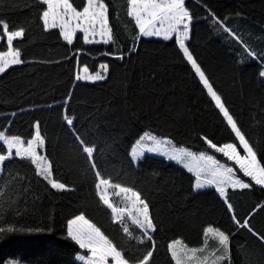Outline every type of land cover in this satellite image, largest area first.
<instances>
[{"label": "trees", "instance_id": "obj_1", "mask_svg": "<svg viewBox=\"0 0 264 264\" xmlns=\"http://www.w3.org/2000/svg\"><path fill=\"white\" fill-rule=\"evenodd\" d=\"M70 2L82 10L85 0ZM105 3L113 42L87 46L81 34L75 44H68L59 30H43L39 16L46 5L0 0V19L10 30L25 28L24 37L13 43L25 63L0 74V130L27 141L39 122L54 178L71 188L52 189L29 161L8 162V174L0 177V191L6 193L0 197V227L16 230L0 232V264H83L77 256L90 252L67 235L68 221L81 213L124 252L130 264L148 250H153L150 264H175L169 245L181 240L192 248L202 247L207 227L230 236L231 264H264V243L232 219L235 216L240 224L247 220L254 232L264 236V188L254 182L248 189L229 188L226 203L215 189L198 191L196 177L181 165L149 154L137 163L132 159V149L145 133L227 162L205 138L217 146L234 143L244 152L176 37L147 39L127 15V0ZM185 7L193 20L188 49L264 165V77L260 75L264 0H186ZM243 44L255 54L245 52ZM104 63L109 68L107 80L91 84L76 79L83 66L95 73ZM65 115L73 119V126L67 125ZM73 132L97 147L94 156L106 178L133 187L147 200L156 229L149 233L152 241L139 244L113 222ZM0 154H6L2 143ZM110 200L117 207L121 204L120 197L111 193ZM124 222L134 237L143 238L127 212Z\"/></svg>", "mask_w": 264, "mask_h": 264}, {"label": "snow or ice", "instance_id": "obj_2", "mask_svg": "<svg viewBox=\"0 0 264 264\" xmlns=\"http://www.w3.org/2000/svg\"><path fill=\"white\" fill-rule=\"evenodd\" d=\"M33 2L42 6L46 5V8L42 9L39 16V19L42 20L43 30L47 31L59 28L60 35L68 44H72L73 37L77 31L83 33L85 43H93L94 41L90 40L89 36H95L97 32L104 38L103 43L107 44L113 40L112 28L109 26V6L105 3V0H85L82 10H78L77 7L73 6L70 0H33ZM127 4V15L134 18L141 35L162 36L164 40H169L172 38V34H175L176 43L179 49L182 50L184 58L191 65L203 88L206 89L207 95L214 102L215 107L222 114L224 121H226L231 132L234 133L235 139L239 141L243 149L244 155H241L237 150V145L234 143H225L222 146H217L211 140L205 138L210 148L215 149L218 153H222L228 160L234 161L239 166V170L243 175L250 178V182L246 183L236 177L232 167H226L220 164L213 156L201 153L199 160L206 163L200 166L196 173L197 182L195 188L201 189L206 186L215 185L216 190L225 199L226 203L228 188L235 189L239 187L248 189L253 186L251 182L264 188V165L258 159V150L246 138L245 133L238 126L237 120L230 113L222 97L214 89L213 84L185 45V41L188 38L189 23L192 19L185 7V0H127ZM73 21L76 22L75 26H73ZM224 30L230 31L227 27ZM24 35L25 28L23 26L10 30L9 24L5 20L0 19V36L6 37L7 40V51H0V74L5 73L13 65L25 63L21 58V50L13 47V41L23 38ZM119 58L123 59V57ZM100 68L105 74H102L101 71H96L93 75H89V69L85 66L83 67L84 75H77L76 79L105 80L108 65L101 64ZM260 75L264 77V72H261ZM64 119L69 127L73 126L72 118L65 115ZM35 129L34 137L28 139L26 142L19 136L7 135L5 131L0 130V143L6 145V154H0V176L8 174V162L19 158L21 161H29L31 165H34L35 174L43 177L52 189L60 191L70 190L67 185L52 178L51 162L47 156L41 155L37 151L45 145V140L40 132L39 122L35 124ZM73 135L77 142L78 151L90 162L91 169L94 171L97 180L95 188L99 200L111 210L113 222L121 224L123 233L129 238L136 239L139 244L152 241V236L149 233L156 229L147 200L142 197L140 191L135 190L133 187L122 186L119 183H114L111 178H106L99 169L94 156L97 147L94 144H90L79 133L73 132ZM145 140L154 141L155 137L145 133L137 141V145L145 148L147 152L157 150L155 147H146L143 143ZM164 143H167V141ZM142 155L143 152L138 151L136 147L132 149L131 156L134 161ZM185 155L193 156L192 153L183 151L173 154L168 158L181 162ZM185 167L188 168L189 172L193 170L187 164ZM202 173L205 174L203 182L201 181ZM110 189H115L116 191L112 192L111 195L122 196L128 202V205H130V209H127V206L126 208L117 207L110 200ZM5 194V192L0 191V197H3ZM21 202L19 201L18 203ZM228 208L229 210L232 208L230 203L228 204ZM9 210L12 211L11 207ZM126 211L131 224L142 231L143 238L134 237L128 224L124 222ZM232 219L239 227L248 228L253 235L264 243V236L254 232L247 220L243 224H240L235 216ZM13 230L16 229L11 226L7 228L0 227V232H11ZM67 235L80 249H86L90 252L91 255L88 257L84 255L77 256L78 260L86 261V264H109V257L112 258L114 264H130V260L125 257L124 252L119 250L113 241L96 224L87 219L83 213L68 221ZM210 241H216V247L208 251L207 255L199 256L198 253L203 254L208 250ZM181 243V241L176 240L169 245L171 257L175 261V264H185L186 260L195 261V264H224L225 261L231 264L230 236L217 228L207 227L204 230L202 247H182L178 250L177 245H181ZM152 256L153 250H148L141 258L135 260L134 264H150Z\"/></svg>", "mask_w": 264, "mask_h": 264}, {"label": "rangeland", "instance_id": "obj_3", "mask_svg": "<svg viewBox=\"0 0 264 264\" xmlns=\"http://www.w3.org/2000/svg\"><path fill=\"white\" fill-rule=\"evenodd\" d=\"M73 23V26H75V21H73L72 22ZM109 26H110V23H109ZM98 27V26H97ZM52 30H59L60 31V29L59 28H56V29H49L48 31H52ZM79 34H81V35H83V33L82 32H79V31H77L76 32V34L74 35V37H73V42H72V44H75V42H76V39H77V36L79 35ZM147 37H149V36H147ZM150 37H155V39H161V40H164L163 39V37L162 36H150ZM174 37H176L175 36V34H172V38H174ZM83 38H84V35H83ZM171 38V39H172ZM19 39H21V38H18V39H16V40H19ZM89 39L90 40H93L94 42L93 43H85L87 46H97V45H103V44H105V43H103V37H101L100 35H99V33L97 32V34L95 35V36H89ZM16 40H14V41H16ZM170 40V39H169ZM14 41H13V43H14ZM113 42V40L112 41H110L109 43H107V44H111ZM185 45H186V47H188L187 46V43L185 42ZM13 47H14V45H13ZM15 48V47H14ZM243 49L245 50V52H247L248 54H250V53H252L251 52V49L247 46V45H245V44H243ZM0 51H7V40H6V37H4V36H0ZM190 51V50H189ZM252 54H255L254 52L252 53ZM251 54V55H252ZM193 55V54H192ZM194 57V56H193ZM21 58H22V56H21ZM195 58V57H194ZM198 63V62H197ZM105 64V63H104ZM20 65H22V64H20ZM16 66H19V65H13V66H11L10 68H12V67H16ZM83 67H85V66H83ZM83 67L81 68V70H80V72H79V74L78 75H80V76H83L84 75V73H83ZM9 68V69H10ZM89 69V68H88ZM8 70V69H7ZM6 70V71H7ZM99 71H101V73L102 74H105V73H103V70L100 68V70ZM4 74V73H3ZM89 75H93L94 73L89 69V73H88ZM108 75H109V68H108V71H107V73H106V79L105 80H107V78H108ZM105 80H102V81H91V80H83V79H81V80H79L81 83H91V84H93V83H99V82H103V81H105ZM218 93V92H217ZM149 134V133H148ZM42 135V134H41ZM149 135H151L152 137H155V140L154 141H144L143 143H144V145L146 146V147H155L157 150L156 151H154V152H147L146 150H145V148H141V149H143V155L142 156H139V158L138 159H136L135 160V162L137 163L142 157L143 158H145L146 156H147V154H149V155H159L158 157H163V158H165V159H167V160H169V161H172V162H174V163H176V164H178V165H181L183 168H185V169H187V171H188V168L187 167H185V165L187 164V165H189L190 167H192V171H191V173L196 177V179H197V175H196V173H197V171L199 170V168H200V166H203V165H205V161H201V160H199V156H200V154L201 153H204V154H206V155H211V156H213L216 160H218L219 162H220V164H222V165H225L226 167H232L233 168V171H234V173H235V175H236V177H238V178H240L241 180H243L242 179V177L240 176V173L239 172H241L240 170H239V166L238 165H236L235 164V162L234 161H231V160H229L228 162L227 161H224V160H222L221 158H219L218 156H216V155H214V154H211V153H207V152H198V151H193V150H191V149H189V148H187V147H184V146H179V145H177L173 140H171V139H169V138H162V137H158V136H155V135H152V134H149ZM23 139V138H22ZM24 140V139H23ZM165 141H167V143H164ZM26 142V141H25ZM25 146H26V144H25ZM139 146L140 145H136L135 147L138 149V151H140V149H139ZM237 150L240 152L241 150L238 148V146H237ZM38 151V153L39 154H41V155H45V156H47L46 155V144L44 145V147L43 148H40V149H38L37 150ZM183 151H186V152H190V153H192L193 154V156H183V158H182V161L181 162H177V161H175V160H170L168 157L169 156H171V155H173V154H176V153H178V152H183ZM13 152H14V150H13ZM219 154H222V153H219ZM241 155H244V154H242V153H240ZM223 155V154H222ZM48 158V157H47ZM227 158V157H226ZM228 159V158H227ZM48 160L50 161V159L48 158ZM229 162H231L232 164H234V165H236V167L238 168H236L234 165H232V164H230ZM242 173V172H241ZM243 174V173H242ZM52 178L53 179H55L54 178V175H53V172H52ZM205 179V174H201V181L203 182V180ZM244 181V180H243ZM60 182V181H59ZM197 182V181H196ZM62 183V182H61ZM237 188H239V187H237ZM68 189H70L71 190V188H69L68 187ZM209 189H215L216 190V187H215V185H210V186H206V187H204V188H201V189H197L198 191H205V190H209ZM229 189V188H228ZM110 193H112V189H110ZM134 211V210H133ZM179 241H181V240H179ZM182 243H181V245H177V249L179 250V249H181L182 247H187V248H192V247H190L189 245H187L185 242H183V241H181ZM216 247V245H210L209 246V248H208V250L205 252V253H203V254H201V253H198V255L199 256H202V255H207L208 254V251H211L212 249H214ZM182 254V253H181ZM78 260V259H77ZM78 262H81V260H78ZM83 262V261H82ZM6 264H21L20 262H16V261H8ZM109 264H114V261L112 260V258L111 257H109ZM185 264H195V261H188V260H186V262H185ZM224 264H228V262L227 261H225L224 262Z\"/></svg>", "mask_w": 264, "mask_h": 264}, {"label": "crops", "instance_id": "obj_4", "mask_svg": "<svg viewBox=\"0 0 264 264\" xmlns=\"http://www.w3.org/2000/svg\"><path fill=\"white\" fill-rule=\"evenodd\" d=\"M141 36H143V35H141ZM143 37H145V38H147V39H155V37H147V36H143ZM145 141H149V140H145ZM5 147H6V145H4ZM142 147L141 146H139V149H140V151H143V149H141ZM153 155V154H152ZM154 156H159V155H154ZM1 177V176H0ZM120 197V208H126V206H127V209H130V205H128V202L127 201H125L123 198H122V196H119ZM127 212V211H126ZM209 245H217V242L216 241H210L209 242ZM84 250H86V249H84ZM88 251V250H87ZM91 255V254H90ZM89 255V256H90ZM85 256V255H84ZM85 257H88V256H85ZM81 263H83L82 261H81ZM83 264H85V263H83Z\"/></svg>", "mask_w": 264, "mask_h": 264}, {"label": "built area", "instance_id": "obj_5", "mask_svg": "<svg viewBox=\"0 0 264 264\" xmlns=\"http://www.w3.org/2000/svg\"><path fill=\"white\" fill-rule=\"evenodd\" d=\"M192 26H193V20L191 19L190 23H189V31H188V38L185 42H188L192 39Z\"/></svg>", "mask_w": 264, "mask_h": 264}]
</instances>
